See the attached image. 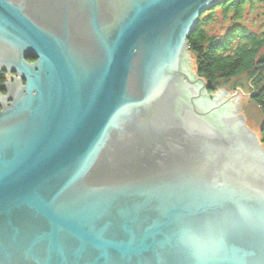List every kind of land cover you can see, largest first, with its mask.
I'll return each mask as SVG.
<instances>
[{
  "label": "water",
  "instance_id": "1",
  "mask_svg": "<svg viewBox=\"0 0 264 264\" xmlns=\"http://www.w3.org/2000/svg\"><path fill=\"white\" fill-rule=\"evenodd\" d=\"M229 1L0 0V264H264L249 94L188 50Z\"/></svg>",
  "mask_w": 264,
  "mask_h": 264
},
{
  "label": "trees",
  "instance_id": "2",
  "mask_svg": "<svg viewBox=\"0 0 264 264\" xmlns=\"http://www.w3.org/2000/svg\"><path fill=\"white\" fill-rule=\"evenodd\" d=\"M254 1L230 0L218 7L230 21L219 37L207 30V25L215 20L213 11L204 13L188 45L196 58L198 76L211 87L210 93L229 86L232 91L247 92L264 119V30L256 33L242 23L245 8ZM6 80L5 75L0 78V88ZM262 138L264 142V127Z\"/></svg>",
  "mask_w": 264,
  "mask_h": 264
},
{
  "label": "rangeland",
  "instance_id": "3",
  "mask_svg": "<svg viewBox=\"0 0 264 264\" xmlns=\"http://www.w3.org/2000/svg\"><path fill=\"white\" fill-rule=\"evenodd\" d=\"M259 1L260 0H255L253 2V4H250L245 8L244 19H243L244 21L242 22L246 26H248L252 30H254L256 33H260L261 31L264 30V3H261ZM210 11H213V13L215 15V20L212 23L207 25V30L210 34H213V35H216L219 37L224 32H226V30L228 29V26L230 24V21H229V19L226 20L224 18L223 12L218 7L214 8ZM210 11H207V12H210ZM190 55L194 59V69H195L196 76L199 77L198 73H197L196 58L191 53H190ZM219 89H225L227 91H232L230 86L229 87H222ZM1 93L4 96L7 95L6 92H1ZM209 93H210V91H209ZM244 93L248 94L247 92H244ZM240 100H241V102L239 104V112L244 116L246 126L253 133H255L257 135V138H258L261 146L264 148V142H263V138H262L264 119L262 116V111L260 110V108L257 105L253 104L250 101V95L249 96L242 95V96H240Z\"/></svg>",
  "mask_w": 264,
  "mask_h": 264
},
{
  "label": "flooded vegetation",
  "instance_id": "4",
  "mask_svg": "<svg viewBox=\"0 0 264 264\" xmlns=\"http://www.w3.org/2000/svg\"><path fill=\"white\" fill-rule=\"evenodd\" d=\"M27 61H28L29 63H34V62H35V60H32V59H28ZM2 75H5V76L8 78V80H6V82L3 83V85H6V84H8V83L14 81V80H13L14 77H13L12 75H10L9 72H7V73H3ZM9 81H10V82H9ZM22 82H24V81H22ZM0 92H1V90H0Z\"/></svg>",
  "mask_w": 264,
  "mask_h": 264
}]
</instances>
